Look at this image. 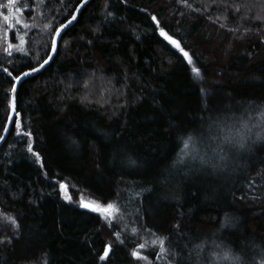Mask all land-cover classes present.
Instances as JSON below:
<instances>
[{
	"label": "trees",
	"instance_id": "1",
	"mask_svg": "<svg viewBox=\"0 0 264 264\" xmlns=\"http://www.w3.org/2000/svg\"><path fill=\"white\" fill-rule=\"evenodd\" d=\"M78 1L18 0L22 23L11 21L7 42L0 17V66L15 76L42 62ZM152 15L193 64L159 35ZM257 16L264 0H90L51 62L17 88L21 129L14 119L0 146V264H230L211 256L225 250L261 264L264 18ZM21 36L27 55L6 54ZM11 82L0 71V136ZM237 128L243 147L227 131ZM188 133L195 144L174 164L178 137ZM82 196L119 212L102 219L80 206ZM160 238L166 251L158 255ZM105 244L112 247L100 260ZM133 249L147 259H134Z\"/></svg>",
	"mask_w": 264,
	"mask_h": 264
},
{
	"label": "snow or ice",
	"instance_id": "2",
	"mask_svg": "<svg viewBox=\"0 0 264 264\" xmlns=\"http://www.w3.org/2000/svg\"><path fill=\"white\" fill-rule=\"evenodd\" d=\"M62 2H63V0H62ZM87 2H88V0H80V2L75 5L76 10L71 13V16L68 17L64 21V23H60L59 27L55 28V31L51 36V47H52L53 51H55L57 48L58 37H62L63 30L66 29L69 25H71L78 18L79 11L81 10L82 6L87 4ZM17 3H18V0H7L6 5H0V8L6 7L7 11H8L7 15H3V13H0V17H2L3 21L6 23V28L4 30V36H5L6 42H7V30L9 28L13 27V24L11 21L15 20L16 24L22 23L21 20L17 16V14L22 12V9L18 6H16ZM29 3H31V0H29ZM39 3L44 4L45 0H39ZM69 7H71V5H69ZM188 7H191V5H188ZM236 7L238 10L240 6L237 5ZM107 15L111 16L112 13H107ZM262 18H264V17L257 16V19H262ZM151 20H152V22H154L156 24L157 29L159 31V35L161 37H163L164 40L168 41L169 44H171L176 49H178L179 52L183 55L184 59L189 64H193V60H192V57L190 56V54L187 51H185L184 48L181 47V44L176 39H174L171 35H169L165 31L164 28L159 26V21L157 20V17L155 15H152ZM28 26L29 25L26 23L23 24V27H25V28H27ZM51 26L52 25L50 23L45 24L44 28L47 29V28H50ZM223 26L224 25H221V27H223ZM232 31H234V30H232ZM245 31H247V30H245ZM3 51L6 54H8L9 56L12 54L13 51H19V52L27 55V51L24 47V38L22 36L20 37V42H19L18 46L13 45L12 43H7V47H5L3 49ZM48 55L50 56L51 53H49ZM37 63H38V67L29 68L27 71L20 72L19 75H15V76L7 67L0 66V71H3L4 73H6L7 76L11 78V81H12L10 89H7L5 91L6 97H9V93L14 94L17 92V82L21 81L22 77L29 76L32 73L38 71L40 67H43L45 64L48 63V60L45 59L43 61V63H39V62H37ZM191 71H192V73L196 74L197 76L200 75V69L197 67H192ZM7 109H8V111H7L8 120H13V118L15 119L16 129H17V132L19 133L20 129H21V123H22L21 122V114L15 110L16 109V103H15V96L14 95L10 96L7 99ZM257 115L259 117H261L262 119H264V106L261 107V111L259 113H257ZM3 127H4L5 131L9 130L7 123H5L3 125ZM227 131L228 132L234 131L235 134L240 137V140L238 141L240 147H243L244 134H243L242 130L240 128H237L234 130L228 129ZM251 131H252V129L248 128V132H251ZM262 131H264V129H262ZM26 135L30 136V133H27ZM256 137H257V139H264V137H261L259 132L256 133ZM0 139H3V137L0 136ZM196 139H197V137L193 133H188L186 135L178 137V145L179 146L177 149V160L173 162L174 164L177 161H182L185 156H188L190 154V151H189L190 146H193L195 144ZM222 139L225 140L226 142L231 143V141L228 139L227 135H224L222 137ZM27 147H28V151L36 157L37 163H40V156L33 152L32 144L29 143ZM191 155L193 158H196V154L194 151L191 152ZM201 161L204 162L202 157H201ZM59 187L61 190L65 191V192L67 191V187H66L65 183L61 182L59 184ZM64 199L70 200L71 197L65 195ZM80 206L83 208L89 209L92 212L99 214L102 219H105L108 221H111L114 218L115 214L119 212V208L113 202H108L107 204H103L101 202H93V201L85 202L83 199V196L81 197ZM8 219L11 220L12 224L15 226V220L12 217H9ZM133 231L135 232L136 229H133ZM113 235L116 236L117 240L120 239L119 233H114ZM121 243H122V241H121ZM152 243L156 244L157 241L153 240ZM159 243L161 244V248H160V253H158V255L163 254L166 251V249L163 247L164 238H160ZM111 247H112L111 245L105 244L104 252L100 256V260H105V258L109 255ZM145 247H146L145 244L137 245V249H143ZM217 247L219 248L220 245H217ZM131 256L134 259H147L146 257L142 256L141 253L139 251H137L136 249H133L131 251ZM211 256H212L213 260L229 261L230 264H243L242 257L240 255H232L230 250L222 251V254L217 253V252H212ZM261 264H264V260L261 261Z\"/></svg>",
	"mask_w": 264,
	"mask_h": 264
},
{
	"label": "water",
	"instance_id": "3",
	"mask_svg": "<svg viewBox=\"0 0 264 264\" xmlns=\"http://www.w3.org/2000/svg\"><path fill=\"white\" fill-rule=\"evenodd\" d=\"M89 1H90V0H88V2H89ZM79 2H80V0L78 1V3H79ZM88 2H87V3H88ZM78 3H77V4H78ZM84 6H85V5H84ZM84 6H82L81 10L83 9ZM75 10H76V9H75V7H74L73 10H72V12L75 11ZM81 10L79 11L78 16H79ZM72 12H71V13H72ZM70 16H71V14H70ZM70 16H69V17H70ZM76 20H77V19H76ZM76 20H75V21H76ZM75 21H74L71 25H69L66 29H64V30H63V33H64L68 28H70V27L75 23ZM63 23H64V22H63ZM58 27H59V26H58ZM60 39H61V37H58L57 47H58V43H59ZM56 52H57V48H56L55 51H53V50H52V47H51L50 50H49V53H51V55L49 56V55H48L49 53H48L47 56L45 57V59L48 60V63L45 64L43 67H40L38 71L32 73L31 75L26 76V77H22L21 81L17 82V88H18L19 84H20L23 80H25V79H27V78H29V77H31V76H34V75L38 74L39 72H41V71H42V70H43V69H44V68H45V67L51 62V60L54 58ZM45 59H44V60H45ZM44 60H43V61H44ZM43 61L40 62V63H43ZM33 67H38V64L35 65V66H33ZM31 68H32V67H31ZM28 69H29V68H28ZM28 69H25V70H23V71H27ZM23 71H22V72H23ZM18 75H19V74H18ZM12 95L15 96V103H16V93H14V94L11 93V96H12ZM15 110H16V109H15ZM13 121H14V118H13V120H8V118H7L6 123H7V125H8V129H9V130H10V127H11ZM9 130H8V131H5V130L3 129V132H2V134H1V136L3 137V139H0V146H1V144L4 142L5 138L7 137Z\"/></svg>",
	"mask_w": 264,
	"mask_h": 264
},
{
	"label": "rangeland",
	"instance_id": "4",
	"mask_svg": "<svg viewBox=\"0 0 264 264\" xmlns=\"http://www.w3.org/2000/svg\"><path fill=\"white\" fill-rule=\"evenodd\" d=\"M86 202V201H85Z\"/></svg>",
	"mask_w": 264,
	"mask_h": 264
}]
</instances>
